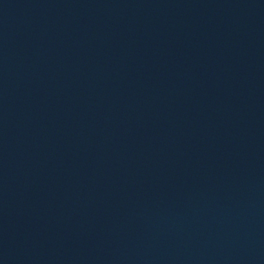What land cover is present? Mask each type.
I'll list each match as a JSON object with an SVG mask.
<instances>
[{
  "label": "water",
  "instance_id": "obj_1",
  "mask_svg": "<svg viewBox=\"0 0 264 264\" xmlns=\"http://www.w3.org/2000/svg\"><path fill=\"white\" fill-rule=\"evenodd\" d=\"M0 264H264V0H0Z\"/></svg>",
  "mask_w": 264,
  "mask_h": 264
}]
</instances>
